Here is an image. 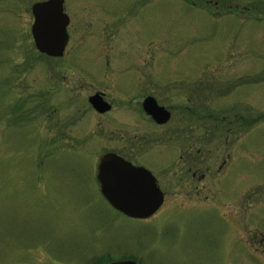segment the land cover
<instances>
[{
	"label": "rangeland",
	"instance_id": "1",
	"mask_svg": "<svg viewBox=\"0 0 264 264\" xmlns=\"http://www.w3.org/2000/svg\"><path fill=\"white\" fill-rule=\"evenodd\" d=\"M91 1L68 0L85 12L68 6L53 58L31 30L44 1L0 0V264H264L243 243L264 238V0H95L122 25L92 21ZM149 94L172 112L164 127L142 111ZM109 152L156 176L154 216L103 197ZM189 158L208 163L203 183L174 176Z\"/></svg>",
	"mask_w": 264,
	"mask_h": 264
},
{
	"label": "water",
	"instance_id": "2",
	"mask_svg": "<svg viewBox=\"0 0 264 264\" xmlns=\"http://www.w3.org/2000/svg\"><path fill=\"white\" fill-rule=\"evenodd\" d=\"M64 0H47L33 8L32 35L37 50L48 57H63L70 41V17L64 10ZM89 103L100 114L112 110V105L101 93L89 98ZM144 111L159 125L171 119V113L155 98L143 103ZM97 181L103 197L117 211L132 219H149L165 203V193L154 174L144 166H135L122 156L109 152L101 155ZM105 264H140L134 259H123Z\"/></svg>",
	"mask_w": 264,
	"mask_h": 264
},
{
	"label": "flooded vegetation",
	"instance_id": "3",
	"mask_svg": "<svg viewBox=\"0 0 264 264\" xmlns=\"http://www.w3.org/2000/svg\"><path fill=\"white\" fill-rule=\"evenodd\" d=\"M43 1H47V0H43ZM70 4L68 3V0H64V10H65V12H66V14L68 15V13H67V10H68V6H69ZM89 6H90V9L92 10V21L94 20L95 22H97V23H107L108 22V19H111V20H114V19H116L117 21L116 22H118V23H120L121 25H122V21H123V18L121 17V19L120 18H113L112 17V15H108L106 12H104V10H102V9H100L99 7H98V2L97 1H95V0H92L89 4H88ZM70 8L73 10L74 9V11L76 12L77 11V9H78V11L79 12H85V7H83L82 9L79 7V6H76V8L75 7H73L72 8V6L70 5ZM34 16V15H33ZM69 16V15H68ZM87 16H88V14L87 13H80V17H79V23L80 22H86V21H88L91 17H89V18H87ZM70 17V16H69ZM72 17L73 16H71L70 17V24H69V26H68V32H70V29H71V22H72ZM97 17V18H96ZM102 17V18H101ZM96 19V20H95ZM34 23V22H33ZM105 27H110L109 29H107V31L106 32H108L109 30H112V31H115V29H114V27H115V24H114V22L112 23V25L111 24H106L105 25ZM76 33H79L81 30H80V28H76L75 30H74ZM69 36H70V33H69ZM97 93H101V94H103L104 95V99L106 100V98H105V94L104 93H102V92H97ZM97 93H95V94H97ZM149 97H153V98H155L156 99V97H154V96H152V95H147L146 96V98H145V100L147 99V98H149ZM90 98V97H89ZM144 100V101H145ZM107 101V100H106ZM144 101H143V103H144ZM156 101H157V99H156ZM187 101L188 102H191V101H193L192 99H187ZM108 102V101H107ZM158 102V101H157ZM143 103H142V111H143V113H145V115H147V118L148 119H150L156 126H158L159 128L160 127H164V126H166L170 121H171V119H172V112L169 110V109H167V107H165L170 113H171V119H170V121L168 122V123H166V124H163V125H159L150 115H148L145 111H144V108H143ZM111 104V103H110ZM159 104V103H158ZM112 105V104H111ZM160 105V104H159ZM161 106V105H160ZM94 109V108H93ZM112 109H113V106H112ZM187 110H189V108H186ZM94 110H96V109H94ZM112 111V110H111ZM110 111V112H111ZM97 112V111H96ZM98 113V112H97ZM107 113H109V112H107ZM107 113H105V114H107ZM100 114V113H99ZM102 115H104V114H102ZM191 127H189V129H190ZM182 130L183 131H187L188 130V128L186 127V126H183L182 127ZM184 157H181V160H184L183 159ZM129 160V159H128ZM192 160V161H191ZM129 162H131L132 164H134L132 161H129ZM186 164L184 165V171H182V169H181V172H182V174H177V173H175L174 174V176L176 177V178H179V180H183L184 178V176H185V174L184 173H189V172H192V170L193 169H195V172H193V178L196 180V179H198L199 180V182H200V184L201 183H203V181L206 179V176H207V173H202V174H200V175H198V171H200V170H209V167H208V163H206L205 161H203V159L202 160H197V159H194V158H189V159H187V161L185 162ZM135 165V164H134ZM136 166H138V165H136ZM148 169V168H147ZM151 171V170H150ZM152 172V171H151ZM158 183H159V181H158ZM196 192H198V190L196 189ZM243 243L245 244V247L247 248V250L251 253V251H254V252H257L258 254H261V255H264V238H261V239H258V238H255V237H249L247 240H243ZM258 246V247H257ZM254 254V253H253ZM255 255V254H254Z\"/></svg>",
	"mask_w": 264,
	"mask_h": 264
},
{
	"label": "bare ground",
	"instance_id": "4",
	"mask_svg": "<svg viewBox=\"0 0 264 264\" xmlns=\"http://www.w3.org/2000/svg\"><path fill=\"white\" fill-rule=\"evenodd\" d=\"M143 220H146V219H143Z\"/></svg>",
	"mask_w": 264,
	"mask_h": 264
}]
</instances>
